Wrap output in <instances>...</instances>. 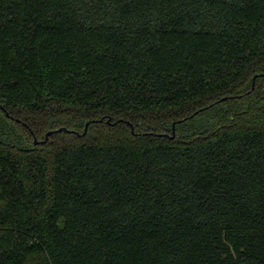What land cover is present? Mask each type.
<instances>
[{
	"label": "trees",
	"instance_id": "1",
	"mask_svg": "<svg viewBox=\"0 0 264 264\" xmlns=\"http://www.w3.org/2000/svg\"><path fill=\"white\" fill-rule=\"evenodd\" d=\"M0 106V264H264V0H0Z\"/></svg>",
	"mask_w": 264,
	"mask_h": 264
},
{
	"label": "rangeland",
	"instance_id": "2",
	"mask_svg": "<svg viewBox=\"0 0 264 264\" xmlns=\"http://www.w3.org/2000/svg\"><path fill=\"white\" fill-rule=\"evenodd\" d=\"M0 120H2V123L4 124H12L13 122L11 120H9L7 117H5L1 112H0ZM22 123V122H21ZM88 126V125H87ZM31 132H32V139H34L35 143L37 145L41 144V143H45V141H47L50 137V134L52 133L53 130H49L46 132V135L42 134H38L34 131L33 128H30ZM87 132V127L84 131V133ZM49 133V134H48ZM6 136H2L0 135V138H5ZM36 139V140H35Z\"/></svg>",
	"mask_w": 264,
	"mask_h": 264
},
{
	"label": "water",
	"instance_id": "3",
	"mask_svg": "<svg viewBox=\"0 0 264 264\" xmlns=\"http://www.w3.org/2000/svg\"><path fill=\"white\" fill-rule=\"evenodd\" d=\"M1 107V109H3L4 111H5V113H6V115H10L8 112H7V110L3 107V106H0ZM181 121V120H180ZM89 123H87V125H88ZM175 125H176V122H174L173 123V132L175 133ZM132 131L134 132L135 130H134V127H132ZM49 134V133H48ZM36 140V139H35Z\"/></svg>",
	"mask_w": 264,
	"mask_h": 264
}]
</instances>
